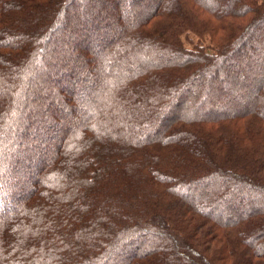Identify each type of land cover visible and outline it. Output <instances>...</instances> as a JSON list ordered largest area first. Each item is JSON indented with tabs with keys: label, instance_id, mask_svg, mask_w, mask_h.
I'll use <instances>...</instances> for the list:
<instances>
[{
	"label": "trees",
	"instance_id": "obj_1",
	"mask_svg": "<svg viewBox=\"0 0 264 264\" xmlns=\"http://www.w3.org/2000/svg\"><path fill=\"white\" fill-rule=\"evenodd\" d=\"M0 264H264V5L0 0Z\"/></svg>",
	"mask_w": 264,
	"mask_h": 264
},
{
	"label": "rangeland",
	"instance_id": "obj_2",
	"mask_svg": "<svg viewBox=\"0 0 264 264\" xmlns=\"http://www.w3.org/2000/svg\"><path fill=\"white\" fill-rule=\"evenodd\" d=\"M258 2H259V3H262V4L264 5V0H258ZM188 41H189V42H192V41L195 42L196 40H195V39L192 40V37H191V38H189Z\"/></svg>",
	"mask_w": 264,
	"mask_h": 264
}]
</instances>
